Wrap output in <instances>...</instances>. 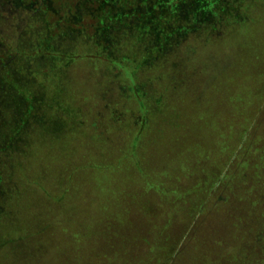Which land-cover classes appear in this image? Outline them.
<instances>
[{"label": "rangeland", "instance_id": "374dc122", "mask_svg": "<svg viewBox=\"0 0 264 264\" xmlns=\"http://www.w3.org/2000/svg\"><path fill=\"white\" fill-rule=\"evenodd\" d=\"M4 9L1 35L10 34ZM16 15L21 31L26 17ZM256 29L264 33V20ZM34 31L20 34L22 45L28 47ZM260 39L244 51L230 38L224 46L192 36L191 49L182 43L168 62L133 67L146 93L147 121L132 156L141 112L136 92L121 70L99 60L85 36L61 38L58 45L72 59H61L54 77L46 69L34 80L31 72L19 75L25 83L46 81L17 140L6 131L0 137V264H227L233 245L254 241L240 233L242 217L255 226L246 213L253 204L247 205L248 195L238 201L253 184L211 185L210 177L245 173L250 149L264 146V96L245 102L264 94V67L248 62L240 69V54L246 61L253 51L262 56ZM238 55V69L225 72ZM230 120L247 122L237 130L243 138L235 144L244 151L236 156L222 149L224 142L235 146L226 139ZM259 186L263 207L264 178ZM6 193L13 196L11 211Z\"/></svg>", "mask_w": 264, "mask_h": 264}, {"label": "trees", "instance_id": "16d2710c", "mask_svg": "<svg viewBox=\"0 0 264 264\" xmlns=\"http://www.w3.org/2000/svg\"><path fill=\"white\" fill-rule=\"evenodd\" d=\"M75 1H0V5L5 7L2 11L4 13L8 11V14H10V24L5 25L10 34L1 35L0 33V137H4L3 133L6 131V133H10L11 137L9 138L13 141L14 139L17 140L19 132L24 131L26 121L35 110L36 106L34 104L40 99L37 88L46 81L44 77H41L39 84L32 82L34 79L39 78L38 73L46 69L51 77H54L52 75L56 71L58 63H61V59L65 61L72 59L67 49L58 45L61 38L64 39L67 36L74 38V34L85 36L97 48L96 52L99 54V60L107 62L114 69L121 70L126 82L129 81L132 90L136 92L135 101H137L141 112L140 116L134 121L136 125L134 127H137L133 131L135 138L131 146V153L134 156L139 135L147 119L145 117L146 111L143 110L145 109L146 93L136 84L134 74H132L133 67L154 64L152 60H159L160 62L155 63V65H159L169 54L172 56L178 52L184 42H186L187 48L191 49L192 46L188 40L192 39V36H201L207 38L208 43L216 42L224 46H226V40L228 41L230 38V40L236 42V46L241 43V46L238 47H241L240 49L244 51L246 48H254L255 44L264 36V33L261 32L263 29L255 30L257 23L264 20V0ZM75 4L77 7H75ZM79 7L85 11L82 12L81 16H77L79 14L77 8ZM17 11L19 13L24 12L26 17L21 31L19 29L15 30V27H20L17 24V20H19V16L16 15ZM34 28L35 31L32 34L36 35L34 39L30 41L28 47L22 45L23 38L20 34H23V32L30 33ZM72 32H75L73 36L70 34ZM59 37L61 38L59 39ZM256 40L257 42H255ZM262 52H264V49L261 50ZM253 54V58H249L247 61L243 57L245 54H240L241 59L239 55L235 56L234 65L225 72L231 73V71L237 70L238 68L234 69V67L237 65L238 59L242 64L245 63V65H241L240 69L249 68L248 62H253L255 67L256 65L264 67V53L260 56L258 51H253ZM168 58L163 62H168ZM26 62L29 65L23 71L21 65ZM46 62L50 64L47 65ZM31 63H35L36 71H34L35 68ZM251 71L253 70L251 69ZM24 72H31L33 80L23 82L19 75ZM263 96V93H252L245 99V102L252 105L253 102L260 101ZM21 115L24 118H21ZM245 124H240L238 120H230L227 127L230 128V132L227 130L226 139L234 141L233 144H235L236 139H242L243 135H238V131ZM232 126L233 128H231ZM0 147H3V145L1 144ZM222 147L225 150L231 148L230 155L235 153L234 156L240 151H244L241 144L228 147L224 142ZM250 151L254 153V158L253 156L250 159L247 158L241 165L245 173L240 172L242 170L240 169L237 173L230 174L229 172L226 175L218 177L211 175L210 177L211 185H214L216 180L219 184L227 183L233 179L237 180L236 182L247 181V184L252 183L254 185L247 194L245 191L238 200L241 201L245 195H248L247 205L253 204L252 208H248L251 212L246 213L248 216L255 217V226L251 228L252 226L249 225V223L252 224L251 219L253 218H247L250 222L244 223L245 219L242 217L241 221L244 222L243 226L240 224L243 227L240 233L243 234V239L248 236L247 239L254 240L250 243L245 242V244L254 245L253 247L243 243L233 245V250L228 251L230 254L227 264H264V206L262 207V203L260 204L259 197L261 193L259 192L260 186L258 187L261 178H264V146H256L254 151L252 149ZM223 152L225 151L221 150L218 155H222ZM237 175L238 177L235 179ZM250 178L260 180L257 179L251 182ZM249 180L250 182H248ZM236 182L232 183L231 181L233 185ZM170 190V193H174L173 189ZM3 194L5 195L4 190ZM6 195L8 194L6 193ZM8 196L5 208L11 211L8 209V203L13 200L11 198L13 196L11 194ZM199 208L197 207L195 212H198ZM247 225L249 226L247 227ZM236 233L240 234L239 231Z\"/></svg>", "mask_w": 264, "mask_h": 264}]
</instances>
